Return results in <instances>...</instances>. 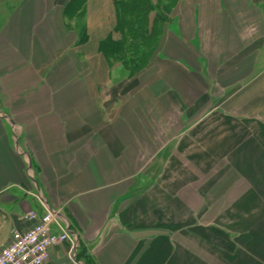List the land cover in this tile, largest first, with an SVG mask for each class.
<instances>
[{"label": "crops", "instance_id": "crops-1", "mask_svg": "<svg viewBox=\"0 0 264 264\" xmlns=\"http://www.w3.org/2000/svg\"><path fill=\"white\" fill-rule=\"evenodd\" d=\"M151 2L129 36L118 0H0V251L40 198L83 264H264L224 220L264 167V0Z\"/></svg>", "mask_w": 264, "mask_h": 264}, {"label": "built area", "instance_id": "built-area-1", "mask_svg": "<svg viewBox=\"0 0 264 264\" xmlns=\"http://www.w3.org/2000/svg\"><path fill=\"white\" fill-rule=\"evenodd\" d=\"M38 200L39 210H29L22 215L29 226L10 231V241L0 251V264H46L49 250L62 243L69 245L72 264H83L74 258L78 239L61 209L50 208L43 199Z\"/></svg>", "mask_w": 264, "mask_h": 264}, {"label": "bare ground", "instance_id": "bare-ground-1", "mask_svg": "<svg viewBox=\"0 0 264 264\" xmlns=\"http://www.w3.org/2000/svg\"><path fill=\"white\" fill-rule=\"evenodd\" d=\"M259 154L260 152L258 150H250L245 154V156H249L254 160H257L259 158ZM261 196L264 197V167L261 168L258 175H256L254 178L253 191L244 197L224 218V220H228L231 217L237 216L240 218V223L242 225H252V229L240 239V242L244 244L251 252L256 254H261V250L264 249V217H259L257 215L258 219H255V214H253L252 210L254 208L255 202H257L258 198ZM144 207L147 208L148 204L145 203ZM262 254L264 255V252ZM176 259L178 261L185 262V264H197L193 259L181 254L177 255Z\"/></svg>", "mask_w": 264, "mask_h": 264}, {"label": "trees", "instance_id": "trees-1", "mask_svg": "<svg viewBox=\"0 0 264 264\" xmlns=\"http://www.w3.org/2000/svg\"><path fill=\"white\" fill-rule=\"evenodd\" d=\"M153 10L151 0H118L119 29L129 36L136 35L137 28L139 27L138 31H140L146 25L142 23L143 19ZM145 32H148V29H145Z\"/></svg>", "mask_w": 264, "mask_h": 264}]
</instances>
